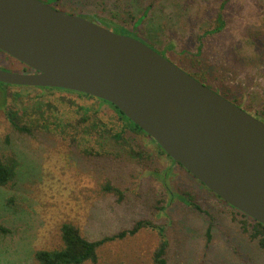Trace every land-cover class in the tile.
<instances>
[{"label": "rangeland", "instance_id": "obj_1", "mask_svg": "<svg viewBox=\"0 0 264 264\" xmlns=\"http://www.w3.org/2000/svg\"><path fill=\"white\" fill-rule=\"evenodd\" d=\"M62 3L67 12L123 27L115 31L143 40L264 122V0ZM0 68L23 71L4 53ZM40 88L0 87V156L16 162L14 177L0 186V225L8 231L0 233V264H39L36 251L62 246L63 223L95 241L140 219L162 226L167 264H264L253 221L213 196L146 134L125 128L108 103ZM8 110L25 129L12 126ZM115 133L140 156L127 155ZM159 242L157 230L142 228L105 241L97 261L83 264H155Z\"/></svg>", "mask_w": 264, "mask_h": 264}, {"label": "water", "instance_id": "obj_2", "mask_svg": "<svg viewBox=\"0 0 264 264\" xmlns=\"http://www.w3.org/2000/svg\"><path fill=\"white\" fill-rule=\"evenodd\" d=\"M0 82L116 106L206 189L264 226V122L147 43L41 0H0Z\"/></svg>", "mask_w": 264, "mask_h": 264}, {"label": "trees", "instance_id": "obj_3", "mask_svg": "<svg viewBox=\"0 0 264 264\" xmlns=\"http://www.w3.org/2000/svg\"><path fill=\"white\" fill-rule=\"evenodd\" d=\"M62 1L61 0H50V3L52 2V4L48 3V5L67 12L65 9H63L65 3H62ZM56 5H58V7ZM68 13L76 14L73 12H68ZM76 15L82 16L83 14H76ZM144 15H145V12L143 13V16ZM95 19L97 21L96 23H98V24L102 23L101 25H104L113 31H115V29L121 30V28H123V27L117 26V25H112L113 28H110V24L108 21H104L103 19H100L98 17ZM93 22H95V21H93ZM115 32H117V31H115ZM139 40H141V39H139ZM141 41H143V40H141ZM22 66H23V71H27V72L31 71L25 65H22ZM188 74H190V73H188ZM190 75L192 77H194L192 74H190ZM6 86H12V85L4 84V83L0 82V87H6ZM206 86H208V85H206ZM208 87L211 88L210 86H208ZM40 89L53 90L56 88H40ZM60 90H63V89H60ZM65 91L71 92L69 90H65ZM78 94L82 95V96L92 97V96L85 95L82 93H78ZM101 101H104V100H101ZM104 102H106V101H104ZM106 103H108V102H106ZM108 104L114 109V111L118 114V116L124 120L125 128H127L131 131H134V132L138 131V132L144 133L136 124H134L132 121H130L116 106L112 105L111 103H108ZM7 117H8L9 121L11 122V124L14 128H16L18 130L25 129V127L20 124V119L18 118L16 112H12V111L8 110L7 111ZM95 125H93V127L96 128L97 125L96 126ZM108 132L109 131H107V133ZM112 136H113V139L115 141L119 142L124 147L125 153L127 155L132 156V157H139L140 156L141 152L135 151L134 149H132V147H130V145L125 140L123 135H121L120 133H115V134H112ZM151 140L154 141L152 138H151ZM154 143H155V141H154ZM156 146L159 148V151L161 153L166 155V153L157 144H156ZM15 166H16L15 161H12V160L7 161V160H4L0 156V186L6 185L14 177ZM105 187L107 190H110L116 194H119V195L121 194L120 190L116 187H112L109 184H107ZM197 207H198V205H197ZM241 214H243V213H241ZM243 215H245V214H243ZM248 218H250V217H248ZM251 220L253 221V225H252L253 230H252L251 236L253 238H257L258 244L264 252V226L262 224H260L259 222L253 220V219H251ZM142 228H152V229H155L158 231V233L160 235V242H159V245L157 246V248L155 249V251L153 253V261L155 264H167V261L164 257L166 247H167V241L165 240V238H164L165 236L162 233V231H163L162 226L157 225L148 219H140V220H137L129 229L123 230L122 232H120L116 236L118 238H123L126 235H133ZM60 230H61L62 246L60 248H57V249H50V250L42 249V250L36 251L35 257H36V260L38 261L39 264H83L84 262H87V261L96 262L97 261V249L105 241L111 240V239L116 237V236H110V237H105V238L100 239V240L90 241V240L86 239L85 237L81 236V234L79 233V230L75 226H73L69 223H63L61 225ZM6 232H8L7 229L5 227H3L2 225H0V233H6Z\"/></svg>", "mask_w": 264, "mask_h": 264}, {"label": "flooded vegetation", "instance_id": "obj_4", "mask_svg": "<svg viewBox=\"0 0 264 264\" xmlns=\"http://www.w3.org/2000/svg\"><path fill=\"white\" fill-rule=\"evenodd\" d=\"M0 53H3V52H1L0 51ZM6 55V54H5ZM8 56V55H7ZM9 57V56H8ZM177 164V163H176ZM186 171V170H185ZM187 172V171H186ZM187 174H189L188 172H187ZM190 175V174H189ZM191 176V175H190ZM192 178H194L193 176H191ZM195 179V178H194ZM196 180V179H195ZM197 181V180H196ZM199 183V182H198ZM201 186H203L201 183H199ZM206 190H208V189H206ZM209 191V190H208ZM210 192V191H209ZM213 196H215V197H217L216 195H214L212 192H210ZM220 199V198H219ZM224 202V201H223Z\"/></svg>", "mask_w": 264, "mask_h": 264}]
</instances>
